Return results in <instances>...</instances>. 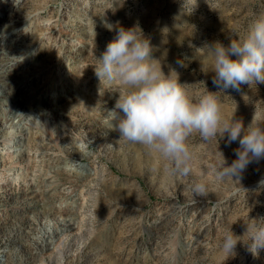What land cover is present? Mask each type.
<instances>
[{"label":"rangeland","instance_id":"obj_1","mask_svg":"<svg viewBox=\"0 0 264 264\" xmlns=\"http://www.w3.org/2000/svg\"><path fill=\"white\" fill-rule=\"evenodd\" d=\"M183 5L0 0V264H264V249L253 256L238 244L226 260L220 250L226 225L241 235L243 220L264 216V159L239 181L218 179L220 152L231 164L238 141L193 134L191 174L171 175L157 154L119 140L109 110L122 86L95 75L119 22L142 29L152 58L166 74L175 68L191 97L218 91L210 57L195 48L227 46L264 0ZM216 95L226 117L264 121V84Z\"/></svg>","mask_w":264,"mask_h":264},{"label":"clouds","instance_id":"obj_2","mask_svg":"<svg viewBox=\"0 0 264 264\" xmlns=\"http://www.w3.org/2000/svg\"><path fill=\"white\" fill-rule=\"evenodd\" d=\"M108 27L115 31V36L97 58L94 71L100 81L119 82L122 86L114 108L109 110L119 140L157 154L169 174L178 177L192 172L195 157L188 139L193 134L204 140L226 135L228 145L238 141L239 147L234 149L236 158L231 164L219 151L221 163L214 169L218 179L239 181L249 164L264 159V121L255 113L247 126L242 119L234 118L235 113L226 117L216 95L229 89L239 92L243 85L264 84V13L257 15L244 33L232 35L227 46L215 41L195 48L204 49L210 57L212 83L218 89H207L195 98L180 82L175 68L170 67L166 74L161 62L152 58L150 39L138 25L125 28L117 22L115 29ZM176 64L184 67L182 59ZM258 188H264V178L258 181ZM194 191L204 194L205 183L196 182ZM243 225L241 235L233 232L232 224L224 227L220 250L225 260L237 255L238 244L253 256L264 249V216H248Z\"/></svg>","mask_w":264,"mask_h":264},{"label":"bare ground","instance_id":"obj_3","mask_svg":"<svg viewBox=\"0 0 264 264\" xmlns=\"http://www.w3.org/2000/svg\"><path fill=\"white\" fill-rule=\"evenodd\" d=\"M3 87V86H2ZM1 94V93H0ZM20 104V103H19ZM2 140V139H1ZM25 149V148H24ZM22 151V150H21ZM25 150H23V152H24Z\"/></svg>","mask_w":264,"mask_h":264}]
</instances>
